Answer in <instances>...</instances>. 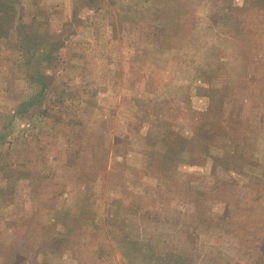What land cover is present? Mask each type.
I'll use <instances>...</instances> for the list:
<instances>
[{"label": "rangeland", "instance_id": "rangeland-1", "mask_svg": "<svg viewBox=\"0 0 264 264\" xmlns=\"http://www.w3.org/2000/svg\"><path fill=\"white\" fill-rule=\"evenodd\" d=\"M0 264H264V0H0Z\"/></svg>", "mask_w": 264, "mask_h": 264}]
</instances>
